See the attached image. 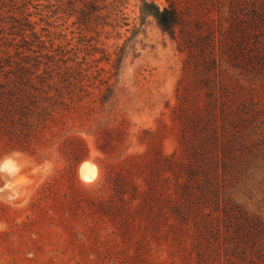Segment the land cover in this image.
<instances>
[{"label": "rangeland", "instance_id": "obj_1", "mask_svg": "<svg viewBox=\"0 0 264 264\" xmlns=\"http://www.w3.org/2000/svg\"><path fill=\"white\" fill-rule=\"evenodd\" d=\"M180 41L141 0H0V55L71 82L64 120L0 141V264H264V67L211 97Z\"/></svg>", "mask_w": 264, "mask_h": 264}, {"label": "trees", "instance_id": "obj_2", "mask_svg": "<svg viewBox=\"0 0 264 264\" xmlns=\"http://www.w3.org/2000/svg\"><path fill=\"white\" fill-rule=\"evenodd\" d=\"M141 1L144 15H153L164 31L179 36L180 44L201 57L206 73L203 80L210 87L211 97L217 83L223 91L230 90L226 76L233 69L264 67V0H229L228 4L224 0H167L164 6L155 0ZM10 61L0 55V141L7 139L16 149L26 151L29 127H36V134L42 135L64 120V109L70 108L66 94L70 93L67 89L71 82L57 85L47 70L40 72L27 62L12 67ZM76 142L87 151L86 143L78 136H66L62 147L75 153L80 148ZM123 175L117 173L110 181L124 202L127 187L133 191L137 188ZM54 186L51 182L44 185L32 207L38 209L43 201L54 198ZM107 205L117 206L113 202Z\"/></svg>", "mask_w": 264, "mask_h": 264}, {"label": "clouds", "instance_id": "obj_3", "mask_svg": "<svg viewBox=\"0 0 264 264\" xmlns=\"http://www.w3.org/2000/svg\"><path fill=\"white\" fill-rule=\"evenodd\" d=\"M163 11V9H161ZM12 160L10 158H4L0 160V171H7L12 167ZM93 169H95V176L93 178ZM97 177V171L95 165L89 161H84L80 166V179L83 183L89 184Z\"/></svg>", "mask_w": 264, "mask_h": 264}, {"label": "snow or ice", "instance_id": "obj_4", "mask_svg": "<svg viewBox=\"0 0 264 264\" xmlns=\"http://www.w3.org/2000/svg\"><path fill=\"white\" fill-rule=\"evenodd\" d=\"M94 176H95V169H93V178H94Z\"/></svg>", "mask_w": 264, "mask_h": 264}, {"label": "bare ground", "instance_id": "obj_5", "mask_svg": "<svg viewBox=\"0 0 264 264\" xmlns=\"http://www.w3.org/2000/svg\"><path fill=\"white\" fill-rule=\"evenodd\" d=\"M82 164V163H81Z\"/></svg>", "mask_w": 264, "mask_h": 264}]
</instances>
